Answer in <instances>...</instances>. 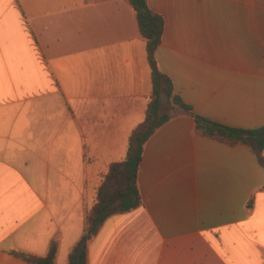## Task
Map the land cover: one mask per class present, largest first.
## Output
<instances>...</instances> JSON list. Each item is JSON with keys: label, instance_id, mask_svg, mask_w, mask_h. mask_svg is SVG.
Wrapping results in <instances>:
<instances>
[{"label": "crops", "instance_id": "crops-1", "mask_svg": "<svg viewBox=\"0 0 264 264\" xmlns=\"http://www.w3.org/2000/svg\"><path fill=\"white\" fill-rule=\"evenodd\" d=\"M148 3L165 20L159 68L193 110L171 109L147 141L142 205L104 222L88 264H264V151L201 135L195 118L264 127V0ZM151 74L128 0H0V264L55 242L70 264Z\"/></svg>", "mask_w": 264, "mask_h": 264}, {"label": "trees", "instance_id": "trees-1", "mask_svg": "<svg viewBox=\"0 0 264 264\" xmlns=\"http://www.w3.org/2000/svg\"><path fill=\"white\" fill-rule=\"evenodd\" d=\"M134 8L140 32L147 43L148 62L152 70L153 90L147 106L144 121L132 132L126 160L114 163L99 187L93 207L87 210L84 219L83 241L94 237L104 222L112 215L126 213L142 205L139 190V171L143 161L144 148L151 136L173 115L172 110L192 113V107L175 94L172 79L164 74L158 65L156 52L162 43L165 20L149 7V0H128ZM196 118V131L204 136L230 144H243L259 156L264 151V127L257 129L231 128L212 122L201 116ZM261 163L264 162L261 159ZM81 242V243H82ZM77 245L70 255V264H88L87 248ZM58 253L57 243H53L44 257L13 251L12 254L30 264H55Z\"/></svg>", "mask_w": 264, "mask_h": 264}, {"label": "water", "instance_id": "water-1", "mask_svg": "<svg viewBox=\"0 0 264 264\" xmlns=\"http://www.w3.org/2000/svg\"><path fill=\"white\" fill-rule=\"evenodd\" d=\"M86 246V241H84L83 243H82V246L81 247H85Z\"/></svg>", "mask_w": 264, "mask_h": 264}]
</instances>
